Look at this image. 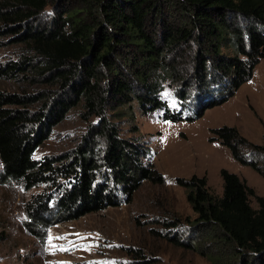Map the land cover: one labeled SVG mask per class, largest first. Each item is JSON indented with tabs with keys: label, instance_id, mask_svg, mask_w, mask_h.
<instances>
[{
	"label": "trees",
	"instance_id": "1",
	"mask_svg": "<svg viewBox=\"0 0 264 264\" xmlns=\"http://www.w3.org/2000/svg\"><path fill=\"white\" fill-rule=\"evenodd\" d=\"M11 1L0 5V20L7 26L0 35L19 34L23 26L16 42L26 45L33 58L0 64V79L30 71L36 81L59 92L49 97L0 91V182L52 190L26 206L23 225L41 242L54 224L130 203L143 182H163L145 163L151 158L148 148L122 138L108 111L121 118L136 104L142 116L159 111L164 120L194 121L225 104L264 60V0H63L70 5L61 17L41 29L28 24L50 0ZM174 4L175 23L169 15ZM186 51L193 73L186 78L192 79L195 96L185 92L191 84L179 76V59ZM179 82L181 105H191L188 115L161 99L165 83ZM38 103L42 107L31 111ZM79 105L85 118L96 119L82 144L71 155L36 160L51 130ZM211 133L236 162L264 178V167L255 158L264 157V132L260 145L234 127ZM220 177V197L210 193L205 176L177 178L176 185L184 189L196 223L218 231L238 264H264V197L225 169ZM177 225L173 221L170 226Z\"/></svg>",
	"mask_w": 264,
	"mask_h": 264
},
{
	"label": "rangeland",
	"instance_id": "2",
	"mask_svg": "<svg viewBox=\"0 0 264 264\" xmlns=\"http://www.w3.org/2000/svg\"><path fill=\"white\" fill-rule=\"evenodd\" d=\"M9 1L12 2L0 0V5ZM49 2L29 26L50 27L70 5L63 0ZM175 10L174 4L169 10V15L174 16L170 21L173 23L178 16ZM6 27L0 20V30ZM23 28H17L19 34L4 32L0 35V64L33 58L26 52V45L16 42ZM188 53L183 52L179 59L182 72L179 76L184 78L193 74ZM186 81V85H191L185 92L195 96L192 79L189 81L188 77ZM182 89L181 82L165 83L161 99L171 110L188 115L191 105L189 109L182 106L178 97ZM57 90L54 85L43 84L41 79L36 81L30 71L0 79V91L7 94L29 96L44 92L51 97L59 95ZM40 107L38 103L30 109L36 111ZM129 108L121 118L108 111V119L115 123L122 138L148 148L151 158L145 163L152 164L163 182H143L130 203L126 200L117 207L52 225L44 242L30 235L23 224L28 203L43 192L51 193V188L38 186L24 190L15 183L0 182V264H238L233 248L223 242L218 231L196 223V214L186 201L184 189L176 185V179L205 176L210 193L220 197V170L225 169L246 181L257 196L264 197V178L249 166L236 162L228 149L212 140L211 133L219 127H234L249 142L262 143L264 60L255 67L252 78L225 104L206 110L194 121L164 120L159 111L142 116L136 104ZM84 114L81 105L71 109L51 130L34 158L71 155L87 137L90 125L96 122L95 118L87 119ZM255 158L264 167V157ZM250 205L257 208L255 198H250ZM173 221L178 224L174 229L170 226ZM167 235L179 239L184 246L174 245Z\"/></svg>",
	"mask_w": 264,
	"mask_h": 264
}]
</instances>
